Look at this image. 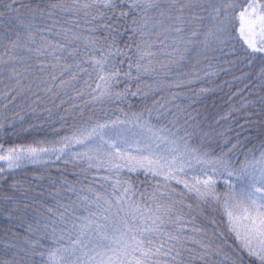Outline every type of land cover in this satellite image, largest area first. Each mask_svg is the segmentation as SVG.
I'll return each instance as SVG.
<instances>
[{"label": "snow or ice", "instance_id": "1", "mask_svg": "<svg viewBox=\"0 0 264 264\" xmlns=\"http://www.w3.org/2000/svg\"><path fill=\"white\" fill-rule=\"evenodd\" d=\"M0 264H264V0H0Z\"/></svg>", "mask_w": 264, "mask_h": 264}, {"label": "trees", "instance_id": "2", "mask_svg": "<svg viewBox=\"0 0 264 264\" xmlns=\"http://www.w3.org/2000/svg\"><path fill=\"white\" fill-rule=\"evenodd\" d=\"M237 74H239V73H237ZM220 95H222V94H220ZM30 139H31V137H28V139H25L23 137H21L19 139L13 138L12 143H28L30 141ZM9 146H11L9 143L5 144V148H7Z\"/></svg>", "mask_w": 264, "mask_h": 264}]
</instances>
